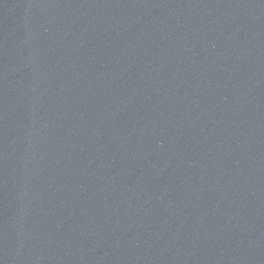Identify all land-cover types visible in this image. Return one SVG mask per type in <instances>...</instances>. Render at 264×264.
Wrapping results in <instances>:
<instances>
[{
  "label": "water",
  "instance_id": "water-1",
  "mask_svg": "<svg viewBox=\"0 0 264 264\" xmlns=\"http://www.w3.org/2000/svg\"><path fill=\"white\" fill-rule=\"evenodd\" d=\"M0 264H264V0H0Z\"/></svg>",
  "mask_w": 264,
  "mask_h": 264
}]
</instances>
